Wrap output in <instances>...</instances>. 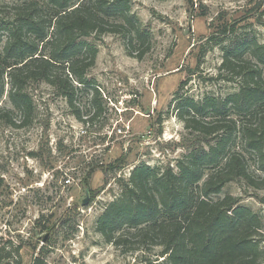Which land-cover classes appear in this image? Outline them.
<instances>
[{
    "label": "rangeland",
    "instance_id": "1",
    "mask_svg": "<svg viewBox=\"0 0 264 264\" xmlns=\"http://www.w3.org/2000/svg\"><path fill=\"white\" fill-rule=\"evenodd\" d=\"M24 1L0 0V20ZM130 8L149 34L150 48L141 59L136 55L142 47L134 45L129 56L120 34L86 39L98 50L87 73L100 92L98 116L93 117L89 89L78 88L72 109L51 86L39 83L29 89L35 107L30 126L0 122V247L7 241L22 243L23 264H31L42 247L48 264L161 262L159 246L128 236L120 245L107 242L97 221L121 195L134 167L169 165L177 171V162L195 140L204 146L202 137L185 128L177 108L186 97H224L237 89L238 82L218 79L224 47L243 35L264 45V0H130ZM216 39L223 42L216 44ZM247 59L257 63L249 54ZM258 66L264 80V67ZM4 82L0 110L16 113L8 79ZM72 111H78L80 120ZM230 144L262 180L261 162L246 152L238 134ZM259 185L255 189L231 181L221 196L237 198L259 216L257 239H263L264 257V184Z\"/></svg>",
    "mask_w": 264,
    "mask_h": 264
},
{
    "label": "trees",
    "instance_id": "2",
    "mask_svg": "<svg viewBox=\"0 0 264 264\" xmlns=\"http://www.w3.org/2000/svg\"><path fill=\"white\" fill-rule=\"evenodd\" d=\"M106 33L127 40L129 56L134 45L142 47L138 59L150 48L149 34L131 13L130 0H27L14 6L10 16L0 20V98L7 78L16 113L0 110V122L13 128L30 126L35 107L29 89L39 83L51 86L72 109L78 88L89 89L93 117L98 116L100 92L87 76L98 50L86 39L98 40ZM248 37L238 36L224 47L218 79L238 82L236 90L198 101L186 97L178 105V117L196 138H203L204 146L195 140L177 162V171L169 165L134 167L121 195L97 221V231L107 242L120 245L128 236L159 246L163 260L147 259L145 264H264L263 239H257L261 237L259 216L237 198L221 196L231 181L255 189L262 188L259 182L264 184V178L259 180L250 170L245 155L230 144L238 134L264 173V80L258 66L264 67V45ZM245 54L257 63L243 60ZM72 112L80 120L78 111ZM231 112L244 120L233 119ZM123 227L126 230L117 236ZM6 243L0 247V264H23L22 243ZM45 252L42 247L31 264H48Z\"/></svg>",
    "mask_w": 264,
    "mask_h": 264
},
{
    "label": "water",
    "instance_id": "3",
    "mask_svg": "<svg viewBox=\"0 0 264 264\" xmlns=\"http://www.w3.org/2000/svg\"><path fill=\"white\" fill-rule=\"evenodd\" d=\"M46 237V236H45ZM44 242H46V238H44Z\"/></svg>",
    "mask_w": 264,
    "mask_h": 264
}]
</instances>
